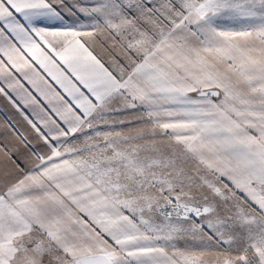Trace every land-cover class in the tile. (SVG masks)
Masks as SVG:
<instances>
[{
	"label": "snow or ice",
	"instance_id": "snow-or-ice-1",
	"mask_svg": "<svg viewBox=\"0 0 264 264\" xmlns=\"http://www.w3.org/2000/svg\"><path fill=\"white\" fill-rule=\"evenodd\" d=\"M0 264H264V0H0Z\"/></svg>",
	"mask_w": 264,
	"mask_h": 264
}]
</instances>
